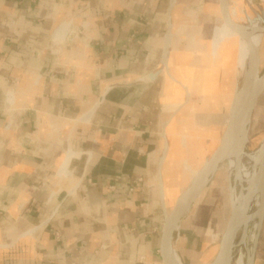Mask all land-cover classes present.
I'll return each instance as SVG.
<instances>
[{"label":"crops","instance_id":"1","mask_svg":"<svg viewBox=\"0 0 264 264\" xmlns=\"http://www.w3.org/2000/svg\"><path fill=\"white\" fill-rule=\"evenodd\" d=\"M218 2L0 0V264H160L164 218L191 183L175 160L179 139L185 160L191 119L205 164L227 120L217 131L219 120L203 117L207 90L219 89L200 61ZM180 27L199 33L177 37ZM263 94L249 126L258 146ZM67 151L77 156L57 176ZM214 177L189 210L206 194L200 231L189 212L176 231L183 264L217 255L219 243L202 258L228 222Z\"/></svg>","mask_w":264,"mask_h":264},{"label":"bare ground","instance_id":"2","mask_svg":"<svg viewBox=\"0 0 264 264\" xmlns=\"http://www.w3.org/2000/svg\"><path fill=\"white\" fill-rule=\"evenodd\" d=\"M221 1L222 4H220ZM250 4L247 0H219L218 4L219 12L245 39L235 35L237 36L235 84L231 103L223 101L225 102L226 109L230 106L228 120H226L229 122V126L224 135L223 145L225 152L223 159L216 169L219 172L223 164H225L223 171L226 176V190L229 194L231 212L225 228V231L227 229L228 231L222 241V252L217 256L219 252L218 246L217 255L210 264H255L257 257V234L262 230L264 223V153L262 155L258 154V144L256 147H253L248 132L252 104L259 91V88H253L257 87L253 76L255 64L253 55L256 51L260 55L261 40L264 35V23L253 15ZM229 32L231 33L225 27L219 28V31L212 37L209 43L210 49L211 47L217 48L218 39ZM187 34L191 36L196 35L195 28L180 27L176 36L184 37ZM209 58L206 57L205 62ZM166 79L169 81L168 78ZM184 112H187L189 117L192 118L193 109H190L189 105ZM186 127L192 130V135L190 136L191 147L187 158L183 162L182 173L186 180L190 181L203 167L204 162L199 161L198 158L200 149L198 143L200 139L198 137L197 125L190 119ZM74 156H77V154L67 151L65 162L57 169V176L67 173L69 161ZM208 176V173L203 174L200 184H203ZM183 209L184 201L181 200L178 202L177 212ZM225 231L223 234H225ZM166 249L173 264H182L176 254L175 248L166 246Z\"/></svg>","mask_w":264,"mask_h":264},{"label":"rangeland","instance_id":"3","mask_svg":"<svg viewBox=\"0 0 264 264\" xmlns=\"http://www.w3.org/2000/svg\"><path fill=\"white\" fill-rule=\"evenodd\" d=\"M247 1L249 4L251 3L250 5L252 6L253 15L255 17H258L264 23V0H247ZM220 4H222V1L220 2ZM205 13L208 16H210L207 3L205 6ZM189 26L195 27L194 25H189ZM218 31H219V28L215 29L212 27L211 29L203 31V33H204V36L211 35V38L209 37L211 41L212 37H214ZM198 32L199 30L195 29V34H198ZM235 35L236 34L229 32L221 36L218 39L217 48H213V51H212L210 47H208L209 48L208 54L206 55L204 54L202 58L200 59V61L203 62L204 65L206 66V69H203V71H206V73H208L209 79L213 80L214 82H217V86L219 87L218 90H215L214 86L210 87L207 90V97L210 99V102H209L210 104L207 110L204 111V114H203L204 119L214 118L215 120L217 119L219 120L218 122H216L217 131L219 130L218 128L221 124L222 117H224V120H225L228 117L229 112H230L229 110L230 106H228L226 109V105H223L219 101L216 102L215 99H217V96H218L217 92L222 91L224 94H226V95H223L224 101L229 104L231 103L234 84H235V60H236V47H237V38H236L237 36ZM260 55H261L260 58L262 61L261 74H263L264 73V35L261 40ZM206 57L207 58L210 57L207 62H205ZM196 64L197 63L195 62L194 65ZM198 91H201L203 93L202 90H198ZM203 101H204V98H203ZM263 102H264V94L261 95L258 103L260 105ZM217 108L221 109V111L217 112ZM255 125L256 126L253 132H254V135L258 137L259 135L264 133V117H262L261 120H259L258 124H255ZM249 138L252 142L253 147H256L259 141L251 136L250 131H249ZM182 139L183 138L179 139L180 141L179 146L181 149L180 154L178 155L179 159L177 157L175 159L178 163V167L180 168V170H183V164H184L183 162H184V158L186 157V148H187V145L182 143ZM174 148L175 147H173L174 154H175ZM173 156L175 157V155ZM224 165L225 164H223L220 171L216 173L212 186H213V189L215 188L214 191L220 199L221 210H219L217 214L225 227L228 217L230 216L231 205H230V200H229V194H228V191L226 190V176H225V172L223 171V169H225ZM205 199H206V194H203V196L199 199V201L194 205V207L189 212V216L192 219V223L194 224L195 229L198 231H200V228L202 227L205 221V215L202 209H198V210L196 209V205H198L199 203H203ZM218 205H219L218 198L215 196L211 198V203L209 206L210 212L214 213L216 209L219 208ZM258 235L260 237H259V242L257 243V246H256V254H257L256 264H264V223H263V228L257 234V237ZM176 236L177 235L175 232L173 236V242H172L173 248H174V240H176ZM220 239H221V234H219L218 237L215 238L214 245H210V247L202 251V258L207 257L208 252H211L214 250L213 247L218 245ZM176 254L180 262L183 264V261L180 258V255H178L177 252ZM211 260H212L211 255H209V258L205 259L204 262H207L206 264H210L213 261Z\"/></svg>","mask_w":264,"mask_h":264},{"label":"water","instance_id":"4","mask_svg":"<svg viewBox=\"0 0 264 264\" xmlns=\"http://www.w3.org/2000/svg\"><path fill=\"white\" fill-rule=\"evenodd\" d=\"M220 17H221V23L217 27V29L225 27L229 31H231L232 33H235L236 35H238L240 38L245 39V38H243L244 36H242L241 33L231 23H229L228 20L221 13H220ZM251 54H252V52H251ZM253 57H254V63H255L253 76H254V81L257 83V87H253V86L252 87L253 88H259V91L256 94L254 102L252 104V109L250 112V119L248 122V127L250 126L251 114H252L255 102H256L258 96L260 95L261 91L264 88V73L261 74L260 55L256 51V52H254ZM228 126H229V122L226 121L225 129L223 131L219 146L217 147L215 152L211 155L209 160L203 165V167L200 169V171L193 177L188 188L179 196V198L177 199L175 206L172 209V211L170 212V214L168 216H165V218H164V224H163V227L161 230L159 249H158V256H159L160 264H173L171 261L170 255L166 251L167 250L166 246L167 247L172 246L173 236H174V233L178 229L180 221L189 212L191 206L196 201V199L199 197L202 190L205 188V186L209 183V181L212 179V177L217 172L216 169L220 165V163L223 159L224 152H225V149H224L225 147H224L223 143H224V135L226 134ZM248 130H249V128H248ZM257 152L259 155H262L264 153V139L261 141L260 145L258 146ZM205 173H208L209 176L207 177L206 181L203 184H200V179L203 176V174H205ZM181 200L184 201V209L180 212H177L178 202ZM227 231H228V229L225 231V234H223L221 237V240L219 242V252H218L217 256H219L222 252V246H223L222 241H223V238L226 235ZM259 237L260 236L258 235L257 243L259 242ZM252 262H253V259H252Z\"/></svg>","mask_w":264,"mask_h":264},{"label":"built area","instance_id":"5","mask_svg":"<svg viewBox=\"0 0 264 264\" xmlns=\"http://www.w3.org/2000/svg\"><path fill=\"white\" fill-rule=\"evenodd\" d=\"M141 181L140 180H138L137 181V184H139ZM134 188V186L133 187H131L130 189H129V191H132V189Z\"/></svg>","mask_w":264,"mask_h":264}]
</instances>
